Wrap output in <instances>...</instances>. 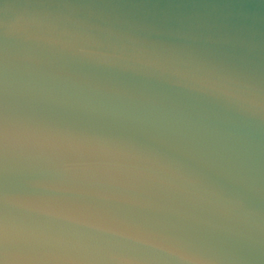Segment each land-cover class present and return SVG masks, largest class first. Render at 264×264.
<instances>
[{
	"label": "clouds",
	"instance_id": "9594fccd",
	"mask_svg": "<svg viewBox=\"0 0 264 264\" xmlns=\"http://www.w3.org/2000/svg\"><path fill=\"white\" fill-rule=\"evenodd\" d=\"M0 264H264V0H0Z\"/></svg>",
	"mask_w": 264,
	"mask_h": 264
}]
</instances>
